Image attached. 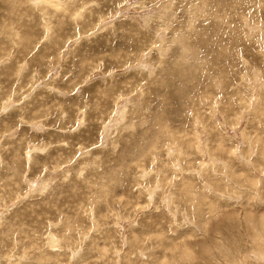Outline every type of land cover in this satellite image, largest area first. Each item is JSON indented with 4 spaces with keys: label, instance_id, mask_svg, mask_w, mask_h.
<instances>
[{
    "label": "rangeland",
    "instance_id": "obj_1",
    "mask_svg": "<svg viewBox=\"0 0 264 264\" xmlns=\"http://www.w3.org/2000/svg\"><path fill=\"white\" fill-rule=\"evenodd\" d=\"M0 264H264V0H0Z\"/></svg>",
    "mask_w": 264,
    "mask_h": 264
}]
</instances>
